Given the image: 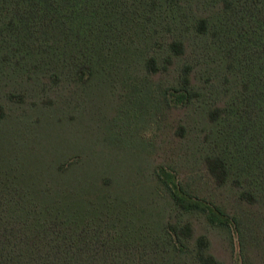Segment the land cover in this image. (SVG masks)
Returning a JSON list of instances; mask_svg holds the SVG:
<instances>
[{
	"label": "trees",
	"instance_id": "trees-1",
	"mask_svg": "<svg viewBox=\"0 0 264 264\" xmlns=\"http://www.w3.org/2000/svg\"><path fill=\"white\" fill-rule=\"evenodd\" d=\"M208 53L212 101L194 83ZM156 76L167 107L209 115L214 173L264 223V0H0V264H222L205 239L190 247L189 224L166 222L158 190L176 211L224 218L163 169L141 204L138 168L120 185L88 140L132 79Z\"/></svg>",
	"mask_w": 264,
	"mask_h": 264
},
{
	"label": "rangeland",
	"instance_id": "rangeland-1",
	"mask_svg": "<svg viewBox=\"0 0 264 264\" xmlns=\"http://www.w3.org/2000/svg\"><path fill=\"white\" fill-rule=\"evenodd\" d=\"M198 59L194 83L210 89L207 98L212 101V54L200 55ZM165 84V79L160 76L132 79L128 93L118 94L115 100L112 96L114 101L109 103L104 111L106 114L102 113L98 121L99 131L89 136L90 144L98 146L103 161L119 170L120 185L126 186L128 175L138 168L135 181L140 185L139 191L131 186L128 192L134 191L135 199L144 197L141 204L146 205L149 196L143 188H152L155 184L149 170L163 169L175 177L177 188L171 185L173 191L200 198L226 220L223 226L217 227L208 221L207 212L176 211L168 205L166 190L159 189L155 207H167L162 212L167 223L173 215L180 227L187 224L192 227L190 247L195 248L197 241L203 238L209 242L210 254L222 264H264L263 211L241 203L240 192L229 181L220 183L221 175L214 173L218 168L212 160L214 136L209 115L195 106L178 110L167 107ZM13 113L25 121L21 110L14 108ZM32 115L37 118L36 112ZM11 126L15 128L16 125ZM181 127L185 130H180ZM40 130L46 131L45 127ZM11 131L14 139L22 140L21 131ZM78 142L82 143L81 140ZM47 144L45 141L42 146ZM123 150L133 154L135 164L131 163L132 159L124 163ZM153 219L159 222L158 217ZM182 248L186 250V247Z\"/></svg>",
	"mask_w": 264,
	"mask_h": 264
}]
</instances>
